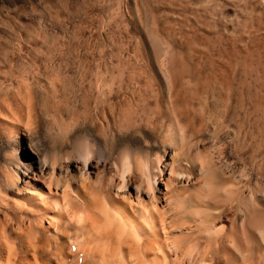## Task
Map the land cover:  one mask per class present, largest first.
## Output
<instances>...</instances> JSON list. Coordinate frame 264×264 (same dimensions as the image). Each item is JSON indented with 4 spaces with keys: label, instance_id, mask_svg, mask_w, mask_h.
<instances>
[{
    "label": "rangeland",
    "instance_id": "rangeland-1",
    "mask_svg": "<svg viewBox=\"0 0 264 264\" xmlns=\"http://www.w3.org/2000/svg\"><path fill=\"white\" fill-rule=\"evenodd\" d=\"M239 190L264 191V0H0V264H125L89 228L224 264Z\"/></svg>",
    "mask_w": 264,
    "mask_h": 264
},
{
    "label": "bare ground",
    "instance_id": "bare-ground-1",
    "mask_svg": "<svg viewBox=\"0 0 264 264\" xmlns=\"http://www.w3.org/2000/svg\"><path fill=\"white\" fill-rule=\"evenodd\" d=\"M33 158L34 159L32 161V164L37 169V171L41 172L43 169L41 168V165H40L39 160L36 157H33ZM27 172L30 173L31 172V168H29V171H27ZM26 175H28V174H26ZM258 184L256 186H258ZM262 186L263 185H261V187ZM213 188H210V191H211V189H212L213 192L214 191L216 192V190H218L217 188L215 189V187H213ZM207 191H209V190H207ZM211 192L210 193L209 192H206V193H208V195L209 194H212V195H209V198H210V196H213V194H215V195L217 194L218 195V193H219L218 191H217V193H215V192L214 193L213 192L211 193ZM258 192H259V190H258ZM231 194H233L232 191H231ZM204 195L205 194H203V196ZM215 195H214L213 199L215 198ZM217 195H216V197H217ZM235 196H238V198L240 199V202L244 205V209L241 210V212H240V214L238 216L237 215H234L233 216V218L231 220V225L228 228H225L223 226L224 228L222 227L218 231L216 230L217 231V237L214 239L213 244L206 245V263L214 262L216 259H220L221 258V259L224 260V264H264V227L261 226V225L264 226V219H261V220H263V223H262V221L259 220L262 217H260L259 215L255 214L254 213V210H253L254 207H255L253 205V203L255 202L260 207V209L262 211H264V191H261L259 193L246 194L244 191L239 190L235 194ZM232 197L233 196H231L230 198H232ZM234 198H236V197H234ZM210 200H211V198H210ZM210 200H206V202L207 201L209 202ZM225 200H227V199H224V201ZM219 201H221V200H218V202ZM224 201H222V202H224ZM229 201H231V200H229ZM211 202H212V200H211ZM225 202H227V201H225ZM228 205L229 204L225 205V207L224 206H222V207L226 208V206H228ZM216 210H217V208H216ZM220 210H222V209H220ZM225 214H221L218 217V220L221 223V226L223 225V223L228 222V219L225 216ZM259 214H260V212H259ZM258 221H260V224L262 223L260 225L261 227L259 226L260 228H257L258 225H259V222ZM257 222H258V225H257ZM89 231L91 232V235L92 234L94 235V238H95L96 241H99L100 242V241H103L102 239H105V238L106 239H110V241L113 239L114 241H111L110 247H111V249L112 248H115V247H117V249H119V252L117 254L120 255V258L121 259H123V263L125 262V264H134V263H136L138 261V260H136V262L133 261L134 260L133 258L135 257V255L137 257V255L140 253V249L137 250L138 251V254H136L134 252L135 254H133V255L130 256L131 252L130 251H127V245H129L128 246L129 248H130V245H132V248H133L134 243H132V241L129 240V237L127 238L126 233H124L125 231L122 230L123 232L122 231H120V232L119 231L114 232V231H111L109 229H104V230L101 231L102 233H100V234L97 233L98 236L94 233L95 230L93 228H89ZM123 234H125V235H123ZM75 238H77V237H75ZM98 238H100V239H98ZM87 242H90V241H87ZM99 242H98V244H99ZM89 244H88V246H89ZM135 244H136V242H135ZM105 246H106V244H105ZM136 246H137V244H136ZM139 246L140 245H138V247ZM138 247L137 248L134 247L135 248L134 250L136 251V249H138ZM80 249L83 250L84 248H80ZM99 249L96 248L94 250V252H91L90 253L89 256L95 257V258H93V260L94 259H98L100 257V254L98 253L100 251ZM105 252H106V249H105ZM77 253H78V251H77ZM81 254H82V252H81ZM112 258H113V256H112ZM157 258H158V256H157ZM83 260L86 261V259H83ZM85 261L83 263H85ZM152 262H154V260ZM67 263H68V261H67ZM152 264H154V263H152Z\"/></svg>",
    "mask_w": 264,
    "mask_h": 264
}]
</instances>
